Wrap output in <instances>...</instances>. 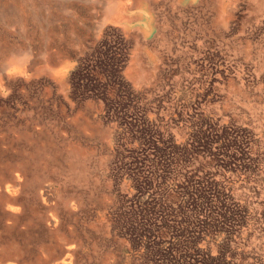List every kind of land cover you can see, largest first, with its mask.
<instances>
[{"label":"rangeland","instance_id":"1","mask_svg":"<svg viewBox=\"0 0 264 264\" xmlns=\"http://www.w3.org/2000/svg\"><path fill=\"white\" fill-rule=\"evenodd\" d=\"M118 1L131 21L114 0H0V187L23 173L27 230L0 213V253L62 258L50 186L74 264H264V0Z\"/></svg>","mask_w":264,"mask_h":264},{"label":"bare ground","instance_id":"2","mask_svg":"<svg viewBox=\"0 0 264 264\" xmlns=\"http://www.w3.org/2000/svg\"><path fill=\"white\" fill-rule=\"evenodd\" d=\"M191 1H195V0H191ZM114 2H116V4H114L115 7L113 6L114 8H112V7L111 8H112V11L116 12V14H117L116 15L117 20L118 21H122V20H124V21H131V18L128 17L127 14H126V7H125V5L120 4V1H118V0H114ZM65 4H67V3H65ZM141 19L142 20H145L146 17L145 16H141L140 17V20ZM23 63H27V62L24 61ZM59 76H58V78H59ZM52 78H53V76H52ZM23 178H24L23 173L21 171H18L15 174L14 177L13 176L11 177L10 184H8L6 187H0V213L3 216H5L7 220H10L11 221V222H7V225L8 226L4 227L7 230L6 233H8L10 231H16V232H19V233L25 231L23 234H26V232H27V230L25 228V225L21 224V222H20L21 219L19 217L20 213L23 212V210L26 207H25L24 202L21 199L17 198V194H19L20 191L22 189H24ZM56 192H54L53 189L50 186L43 187L38 192L39 193V198L43 201V204L42 205L43 206L46 205V207L51 211V214L50 215L44 216V218L42 219L43 220L42 226H43L44 230L50 236L53 237V240H54V243L53 244L60 246L61 255H62V258L61 259H59V260H56L55 259L54 262L50 258H48L47 260H48V262L50 261L49 264H74L75 263V258H76V255H77V247H78V241L77 240L78 239L77 238H74V237H72V238H64V241L60 242L59 244L55 242V238L59 235L58 234L59 230L62 229V228H64V222H63L64 220H61L60 217H59V215H58V213L55 211V209H53L54 208V206H53L54 205V202L56 201V196H55ZM66 207H69V206L66 205ZM7 241L8 242H6V243L12 242L13 241V238H8ZM0 242L2 244H5L4 243L5 241L4 240H1V238H0ZM11 245H12V251H10L9 253L8 252L7 253H3V252L0 253V264H23L25 260L23 261V259H19L21 253L19 251V246H18L19 244L17 243V239H14V241L11 243ZM84 249H86V248H84ZM86 252H87V250H86ZM130 255H131V253H130ZM31 259H32V257H31Z\"/></svg>","mask_w":264,"mask_h":264},{"label":"trees","instance_id":"3","mask_svg":"<svg viewBox=\"0 0 264 264\" xmlns=\"http://www.w3.org/2000/svg\"><path fill=\"white\" fill-rule=\"evenodd\" d=\"M193 143V142H192ZM192 143H189L188 145L187 144H185V145H183L182 146V149H184V151H187V148H189V149H191V148H193V145H192ZM202 195H201V193L199 192V200H198V205H200V206H202V207H204V208H209L211 205H212V208H214L213 210H216V211H210L212 208H210V209H208V212L210 213V214H214V215H216V216H220V213H221V210H223V209H225V208H221L222 206L221 205H219L220 203H218V199H214V200H212V201H214L213 202V204H211V201H208V203H207V198H202L201 197ZM212 199V198H211ZM216 202L218 203V204H216ZM216 204V205H215ZM239 207V206H238ZM218 211V212H217ZM168 212H171V209L170 208H168L167 210H166V212L165 213H168ZM189 212H191V211H189ZM214 212V213H213ZM202 225H205V221H199ZM221 223H223V224H228L227 226H229L230 227V224H232V221L230 220V219H224V220H222L221 221ZM196 251V250H195ZM197 252V255H198V251H196ZM202 251H200V253H201ZM199 253V254H200ZM203 255H205V257L203 258V256H201V257H199L200 258V261H204V263H206V262H208V258H209V251L207 252L206 251V253L205 254H203ZM194 256V255H193ZM210 259V258H209Z\"/></svg>","mask_w":264,"mask_h":264},{"label":"clouds","instance_id":"4","mask_svg":"<svg viewBox=\"0 0 264 264\" xmlns=\"http://www.w3.org/2000/svg\"><path fill=\"white\" fill-rule=\"evenodd\" d=\"M21 59L27 60V56L25 54L24 57H21ZM13 69H17V71H13ZM22 65L21 64H17V63H12L9 65L8 69L5 72V75H7L9 78H13L17 72L21 71ZM11 94V89H8L4 86L3 84V80L0 79V97H7L8 95Z\"/></svg>","mask_w":264,"mask_h":264}]
</instances>
